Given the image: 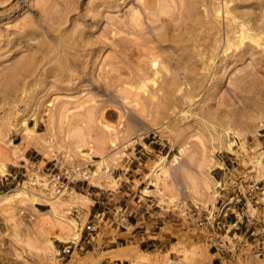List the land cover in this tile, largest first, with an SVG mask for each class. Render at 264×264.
I'll list each match as a JSON object with an SVG mask.
<instances>
[{"label": "rangeland", "instance_id": "obj_1", "mask_svg": "<svg viewBox=\"0 0 264 264\" xmlns=\"http://www.w3.org/2000/svg\"><path fill=\"white\" fill-rule=\"evenodd\" d=\"M181 1L0 0V264L99 263L110 192V217L149 205L166 235L118 264H264V55L210 61L264 0Z\"/></svg>", "mask_w": 264, "mask_h": 264}, {"label": "crops", "instance_id": "obj_2", "mask_svg": "<svg viewBox=\"0 0 264 264\" xmlns=\"http://www.w3.org/2000/svg\"><path fill=\"white\" fill-rule=\"evenodd\" d=\"M98 194L99 193H95L94 196H97ZM110 195L112 197H109ZM116 196H118L117 193L113 194L110 192L103 195L101 197V201L93 200L90 198L92 202L90 207H93L96 202H100L105 206L102 209L107 210L105 212L102 210V212H99L98 209L100 208V206H98L96 210L94 208L92 209L93 213L96 212V216H103L105 214L107 215L105 218H101L103 219V225L101 226L99 236L94 239L92 238V241L94 242L93 245L96 248L99 247L102 252L106 253L107 255L99 263H93V261L88 260L75 261V264H118L123 260H126V258L118 257V255H126L129 252L128 256H131L129 258H132L136 255L137 250L140 251L148 247L156 249L161 242H164L166 240V235L162 231L161 227L155 230V228L157 227L158 219L157 215L148 213L149 205H146V210H143L140 207L141 205H138L134 209H131L128 213H123V217H121V215L118 214L117 211H115L111 213L112 217H110L109 214L110 212H112V210L111 208H109L110 206L106 207V205L108 206ZM141 199L143 198L141 197ZM145 202L144 204H146ZM233 225L234 222H231V226ZM212 236L217 237V235L214 234H212ZM66 248H71V246L65 247L62 252H64ZM262 248V251L258 252L260 253V255L263 254L264 258V243ZM222 254L223 251L217 249V251L213 252V259H210V261L206 264H214Z\"/></svg>", "mask_w": 264, "mask_h": 264}, {"label": "bare ground", "instance_id": "obj_3", "mask_svg": "<svg viewBox=\"0 0 264 264\" xmlns=\"http://www.w3.org/2000/svg\"><path fill=\"white\" fill-rule=\"evenodd\" d=\"M57 1V0H56ZM175 1V0H174ZM178 1V0H177ZM181 1V0H180ZM183 1V0H182ZM182 1H181V3L180 4H182L180 7H182L183 6V3H185V2H183L182 3ZM212 1V0H211ZM224 1V0H223ZM203 3H204V0L202 1ZM45 2H43L42 4H44ZM154 3V2H153ZM160 4H161V2H159ZM175 3V2H174ZM178 3V2H177ZM198 3H201V1L200 2H198ZM228 3H229V1H228ZM39 4V3H38ZM141 4H143L142 2H141ZM163 5L164 4H166V3H162ZM156 5V4H155ZM176 5V4H175ZM178 5V4H177ZM200 5V4H199ZM203 5V4H202ZM210 5H212V10L215 12V15H220L219 13H221L220 11H221V7H220V5H219V3L218 2H216V0L214 1H212V3L210 4ZM262 5V4H261ZM263 5H264V3H263ZM165 7V9L167 8L166 6L167 5H164ZM224 6V5H223ZM228 6V5H227ZM145 7V6H144ZM156 7V6H155ZM163 7V6H162ZM177 7V6H176ZM180 7H178V8H180ZM185 7V6H184ZM225 7H226V5H225ZM231 8L233 7L234 8V5L233 6H230ZM236 7V6H235ZM263 7V6H262ZM41 8V7H40ZM147 8V7H146ZM158 8V7H157ZM156 8V9H157ZM227 8V7H226ZM225 8V9H226ZM231 8H227L226 10L225 9H223V10H225V11H223V12H225V13H227L228 11V13H231L232 14V12H231ZM264 8V7H263ZM17 9V8H16ZM43 9V8H42ZM159 9H162L161 8V5L159 6ZM186 9V7L184 8V10ZM205 9V8H204ZM229 9V10H228ZM237 9V8H236ZM240 9V8H239ZM182 10V9H181ZM211 10V11H212ZM235 10V9H234ZM259 10H260V8H259ZM146 11H148V10H146ZM150 11V10H149ZM183 11V10H182ZM45 11H43V13H44ZM152 12V11H151ZM158 11L156 10V13H154L155 15L156 14H158V15H160L159 13L161 12H158ZM164 12V11H163ZM213 12V13H214ZM222 12V13H223ZM234 12V11H233ZM237 12V11H236ZM235 12V13H236ZM257 12H258V10H257ZM132 13V12H131ZM133 13H135V12H133ZM162 13V12H161ZM165 13V12H164ZM183 13V12H182ZM213 13H212V15H213ZM224 13V14H225ZM238 13V12H237ZM242 13V12H241ZM261 13V12H260ZM259 13V14H260ZM149 14V13H148ZM147 14V15H148ZM153 14V15H154ZM180 14H181V12H180ZM185 14H186V12H185ZM234 14V13H233ZM256 14V13H255ZM131 15V14H130ZM136 15V14H135ZM151 15H152V13H151ZM157 15V16H158ZM222 15V14H221ZM243 15V14H242ZM247 15V14H246ZM246 15H244V16H246ZM41 16V15H40ZM138 16V15H137ZM149 16V15H148ZM187 16H188V13H187ZM191 16V15H190ZM234 16H235V14L234 15H232V17L234 18ZM243 16V17H244ZM261 15H259V17H260ZM60 17V16H59ZM151 17V16H150ZM155 17V16H154ZM184 17H185V15L183 16V19H184ZM218 17V16H217ZM223 17H225V16H223ZM228 17H230V16H228ZM247 17V16H246ZM256 17L258 18V15H256ZM256 17H255V20H256ZM134 18V17H133ZM149 18V17H148ZM186 18V17H185ZM240 18V17H239ZM150 19V18H149ZM247 19H248V21H246V19H245V17H244V20H240L241 21V23L240 22H238V23H236V20L235 21H233L234 19H232V18H230V20H229V22H230V24H229V29H228V27H227V33L225 34V36L223 37V44L224 45H221V48L220 47H218V48H220L219 50H218V52H216L215 54H213V56L211 55V58H210V61H211V66L212 67H214L215 65H217L218 63H220V62H225L226 60H223V56H225V57H227L226 55H227V53L229 54V50L232 48V43H233V46L235 47V48H241V52H243V54H244V56H245V54H251V55H255V54H257V50L258 49H261L260 50V52L259 53H261V55L263 54L264 55V32H262V31H264L262 28H264L262 25V28L261 29H259L258 31L259 32H262V33H258V31L256 30V29H254V28H252L251 26L252 25H250L249 24V22H251L250 21V17H247ZM260 19V18H259ZM56 20H58V18L56 19ZM130 20V19H129ZM146 20H147V18H146ZM152 20L150 19V22H151ZM57 22V21H56ZM153 22V21H152ZM235 22V23H234ZM132 23V22H131ZM252 23V22H251ZM258 23V21L255 23V24H257ZM263 23V22H262ZM128 24V23H127ZM254 24V25H255ZM126 25V24H125ZM132 25H134V24H132ZM131 25V26H132ZM119 26V25H118ZM129 26V25H128ZM128 26H125V27H128ZM135 26V25H134ZM137 26H139V25H137ZM120 27V26H119ZM133 27V26H132ZM131 27V28H132ZM259 27V26H258ZM258 27H257V29H258ZM116 28H117V25H116ZM122 28V27H121ZM140 28V27H139ZM119 29V28H118ZM133 29H135V28H133ZM142 29V28H141ZM140 29V30H141ZM131 30V29H130ZM249 30H250V32H249ZM262 30V31H261ZM132 31H134V30H132ZM136 31H138L137 29H136ZM251 31H257L256 33H254V32H251ZM222 38V37H221ZM221 40V39H220ZM248 40V41H247ZM146 41V40H145ZM215 41V40H214ZM222 41V40H221ZM247 42V43H246ZM216 43H217V41H216ZM218 43H220V41L218 42ZM146 44H147V42H146ZM145 45V44H144ZM213 45H214V43H213ZM220 45V44H219ZM149 46V45H148ZM215 46V45H214ZM214 46H213V48H214ZM216 46H218V44L216 45ZM215 46V47H216ZM146 48V47H145ZM154 48V47H153ZM218 48H216V50L218 49ZM258 48V49H257ZM222 49H224V50H222ZM233 49V48H232ZM232 49L230 50V51H232ZM148 49H146V51H147ZM156 50V49H155ZM146 51H145V53H146ZM215 51V50H214ZM214 51H212V52H214ZM150 52V51H149ZM220 52H222V54L220 55ZM233 53V52H232ZM226 54V55H225ZM234 54V53H233ZM155 55V54H154ZM230 55V54H229ZM232 55V54H231ZM230 55V56H231ZM147 56V55H146ZM150 56V55H149ZM153 56V55H152ZM151 56V57H152ZM229 56V57H230ZM234 56V55H233ZM204 57H205V55H204ZM207 57V56H206ZM224 57V58H225ZM241 57V56H240ZM259 57H261L260 55H259ZM263 57V56H262ZM201 59L203 58L202 56L200 57ZM256 58V57H255ZM208 59V58H207ZM233 59V58H232ZM203 60H205V59H203ZM258 60H259V58H258ZM262 60V59H261ZM202 61V60H201ZM233 61V60H232ZM152 62V61H151ZM207 62V61H206ZM250 62V61H249ZM264 62V61H263ZM208 63V62H207ZM262 63V62H261ZM263 66V65H262ZM205 67V66H204ZM224 67V66H223ZM226 67V66H225ZM224 69V68H223ZM228 69V68H227ZM184 70V69H183ZM217 71V70H216ZM218 71H220V69L218 70ZM215 72V71H214ZM223 73V72H222ZM179 74V73H178ZM192 75V74H191ZM195 75V74H194ZM193 76V75H192ZM192 76H190V77H192ZM218 77V76H217ZM178 78V77H177ZM194 78V77H193ZM215 78V77H214ZM179 79V78H178ZM181 79V78H180ZM195 79V78H194ZM173 80H177V79H173ZM183 80H184V78H183ZM198 80V79H197ZM214 80H216V79H214ZM190 81V80H189ZM196 81V80H195ZM199 81H200V79H199ZM186 82H188L187 80H186ZM192 82V81H191ZM190 82V83H191ZM176 82H173V84H175ZM185 83V82H184ZM184 83H183V81H182V83H180V81H179V84H183L184 85ZM196 83H198V81H196ZM222 83V82H221ZM178 84V86L179 87H177L176 85L177 84H175V86L178 88V90L180 89L181 90V88H180V86H182V85H179ZM188 86L189 85V82L186 84L185 83V86ZM191 85V84H190ZM189 85V86H190ZM193 85V84H192ZM200 85V84H199ZM172 86V85H171ZM184 86V87H185ZM186 86V87H187ZM188 86V87H189ZM193 86H195V85H193ZM175 87V89L173 90V87H172V89H171V91L173 90V91H175L177 88ZM185 87V88H186ZM142 88V87H141ZM171 88V87H170ZM189 88H191V86L189 87ZM194 88V87H193ZM192 88V89H193ZM196 88H197V86H196ZM196 88H194L195 90H196ZM193 89V90H194ZM177 91V90H176ZM187 92V91H186ZM189 92H190V90H189ZM193 91H191V94L193 95V93H192ZM175 93V92H174ZM191 94H186L185 92H184V96H185V102H186V104L187 103H189V105L191 106V105H193V102L195 103V101H193L192 100V96H191ZM186 95H187V97H186ZM193 96H195V95H193ZM184 98V97H183ZM184 102V103H185ZM171 102L169 101V104H170ZM183 113H185V112H183ZM34 118V117H33ZM36 120V119H35ZM22 125L25 127L26 126V122L23 120L22 121ZM21 125V126H22ZM183 136V135H182ZM187 136V135H186ZM73 138H74V140H76L75 142H77L78 143V145H79V143L81 144L82 142H83V136H81V133L80 132H75L74 133V135H73ZM72 138V139H73ZM181 138V137H180ZM185 138V137H184ZM85 143V142H84ZM181 147H183V146H181ZM230 145H229V147H227V149H230ZM231 151V150H230ZM103 159V158H102ZM99 164L101 163V162H98ZM103 163H104V161H103ZM103 163H101V164H103ZM1 166H0V171L1 172H3L4 171V167L5 166H3L2 164H0ZM37 195V194H36ZM72 195V194H71ZM37 196H39V195H37ZM74 196V195H73ZM72 198V197H71ZM77 236H78V234L76 233V234H74V237L75 238H77ZM65 238V237H64ZM73 238V237H72ZM74 238V239H75ZM123 253V252H122ZM126 253V252H125ZM128 254H129V252L125 255H118V257H120V258H123V257H126V256H128ZM132 254V253H131ZM134 255V254H133ZM127 258V257H126ZM92 261V260H91ZM196 263V262H195ZM194 263V264H195Z\"/></svg>", "mask_w": 264, "mask_h": 264}, {"label": "built area", "instance_id": "obj_4", "mask_svg": "<svg viewBox=\"0 0 264 264\" xmlns=\"http://www.w3.org/2000/svg\"><path fill=\"white\" fill-rule=\"evenodd\" d=\"M74 176H78V177L86 180V179H89L91 177V171L89 168H86V167H75V168L73 167V168H71V178H74ZM191 211L192 210H190V212ZM197 223H198V226H200V227H203L206 225V222L203 220H198ZM217 224H218L217 228H221L220 227L221 224L219 222H217Z\"/></svg>", "mask_w": 264, "mask_h": 264}]
</instances>
